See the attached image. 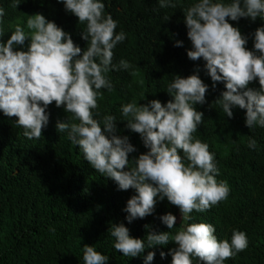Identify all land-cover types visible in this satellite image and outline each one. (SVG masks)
I'll list each match as a JSON object with an SVG mask.
<instances>
[{
	"label": "clouds",
	"instance_id": "obj_1",
	"mask_svg": "<svg viewBox=\"0 0 264 264\" xmlns=\"http://www.w3.org/2000/svg\"><path fill=\"white\" fill-rule=\"evenodd\" d=\"M57 2L84 26L80 35L87 41L86 48L74 44L67 31L44 15H28L25 27L15 25L8 39L0 42V113L16 117L15 124L23 129V136L32 140L47 127L48 105L54 102L56 107L63 106L72 114L71 122L58 120L57 131L66 133L83 159L114 181L118 190L133 189L122 209L128 223L153 214L156 202L165 198L179 209L181 226L173 233L150 229L141 239L131 236L124 223L111 224L108 232L114 238L115 251L137 257L145 248L172 241L175 246L167 253L170 264H192L193 258L199 264H224L247 247L246 234L232 229L228 239L218 240L212 224L195 222L192 215L193 211L205 212L229 194L227 183L216 179L219 170L214 153L193 135L203 117L194 106L205 102L208 85L198 70L187 76L173 74L165 88L170 99L163 104L158 99L147 104L136 100L122 103L119 120L139 134L147 149L129 159L135 148L128 136L115 134L117 118L111 114L96 118L97 101L103 99L101 89L110 92L113 88L109 71L132 67L123 58L112 62V50L125 40V33L115 31L117 22L105 13L103 0ZM157 3L161 9L176 8L181 0ZM17 4L18 0H12V7ZM182 11L191 42L187 57L204 61L213 87L216 82L224 84L216 104L229 118L233 108L243 109L249 129L264 128V24L244 35L229 22L240 18L255 21L257 17L264 20V0H188ZM3 15L4 8L0 7V17ZM249 36L251 49L246 47ZM26 38L29 43L25 49ZM181 45L180 40L174 43ZM254 79L259 88L247 87ZM256 144L249 137L248 148L254 149ZM159 220L168 230L176 225V217L170 212L160 215ZM159 255L163 259L165 252ZM154 256V251H148L143 264H151ZM108 259L93 246L83 245V264H107Z\"/></svg>",
	"mask_w": 264,
	"mask_h": 264
},
{
	"label": "trees",
	"instance_id": "obj_2",
	"mask_svg": "<svg viewBox=\"0 0 264 264\" xmlns=\"http://www.w3.org/2000/svg\"><path fill=\"white\" fill-rule=\"evenodd\" d=\"M103 2L105 13L117 22L115 31L125 33V40L112 50V62L123 58L132 67L109 71L113 88L110 92L101 89L103 99L97 101L96 118L105 114L117 118L115 134L128 136L135 148L128 154L132 159L147 149L139 134L119 120L121 104L133 100L147 104L152 99L163 104L170 99L165 88L173 74L187 76L198 70L208 89L205 102L194 106L203 117L193 135L214 153L219 170L216 179L227 183L229 194L205 212L193 211L192 215L195 222L212 224L218 240L228 239L232 229L246 234L247 247L224 264H264V128L249 129L244 123L245 110L238 107L232 109L231 118L227 117L215 102L224 90L223 82H216L213 87L204 61L187 57L191 42L182 8L188 0H181L176 8L163 9L157 0ZM11 5L12 0H0V7L4 8L0 42L8 39L15 25L25 27L28 15L40 13L67 31L74 44L82 50L86 48L87 41L80 35L84 26L66 13L57 0H18L16 7ZM229 22L244 35L264 24L259 17L255 21L240 18ZM176 40L182 45L174 46ZM28 43L26 38L25 49ZM246 47L252 48L250 36ZM247 87L259 88L258 80L250 81ZM46 111L47 127L42 128L38 139L32 140L23 136V129L15 124L16 117L0 113V264H83L85 244L108 256L107 264H143L148 251L155 252L151 264H170L167 253L174 242L145 248L140 256L129 258L113 249L114 238L108 229L111 224L124 223L131 236L141 239L150 229L173 233L180 228V220L168 230L159 216L170 212L177 217L179 209L165 198L156 202L153 214L128 223L122 209L134 194L133 189L118 190L114 181L83 159L66 133L57 131L56 122H71V113H66L63 106L56 107L54 102ZM249 137L257 142L254 149L247 146ZM160 251L165 252L163 259ZM192 264H199L198 259L193 258Z\"/></svg>",
	"mask_w": 264,
	"mask_h": 264
},
{
	"label": "rangeland",
	"instance_id": "obj_3",
	"mask_svg": "<svg viewBox=\"0 0 264 264\" xmlns=\"http://www.w3.org/2000/svg\"><path fill=\"white\" fill-rule=\"evenodd\" d=\"M178 220H180V215H178V216L176 217V221H178Z\"/></svg>",
	"mask_w": 264,
	"mask_h": 264
}]
</instances>
